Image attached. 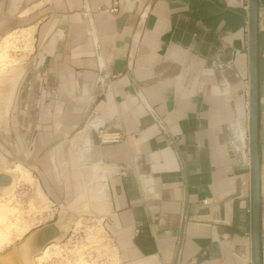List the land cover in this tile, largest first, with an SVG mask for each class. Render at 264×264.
<instances>
[{
  "label": "crops",
  "instance_id": "1",
  "mask_svg": "<svg viewBox=\"0 0 264 264\" xmlns=\"http://www.w3.org/2000/svg\"><path fill=\"white\" fill-rule=\"evenodd\" d=\"M119 1L114 15L112 0H25L21 11L30 13L27 28L44 46L62 36L51 83L90 99L82 119L124 137L103 145L90 133L92 176L111 242L131 264H172L179 237L183 175L127 76L146 13L134 76L186 163L181 264H252L248 12L235 0ZM262 182L264 190V164Z\"/></svg>",
  "mask_w": 264,
  "mask_h": 264
},
{
  "label": "rangeland",
  "instance_id": "2",
  "mask_svg": "<svg viewBox=\"0 0 264 264\" xmlns=\"http://www.w3.org/2000/svg\"><path fill=\"white\" fill-rule=\"evenodd\" d=\"M25 8V0H3L0 4V78H16L17 83L12 88L14 91L10 92L6 107L9 112L4 116L8 120L7 131L0 130V155L8 174H14L15 167L20 166L29 177L22 180L24 175H19L21 181L11 197L0 199V210L7 208V212H0V264H21L20 244L31 232L55 222L62 208L81 213L76 212L78 220L74 223V233L62 245H50L47 255L41 261H35L36 264H131L107 234L104 223L106 210L101 200L103 194L101 189H96L98 187L92 176L91 167L95 166V162L91 151L83 149L84 165H79L78 148L75 144L71 146L77 134L90 126L89 119H82L81 115L89 112L90 99L75 98L72 87L69 93H62L64 89L56 81H49L44 129L39 133L34 152L29 153L41 110L43 49L46 46L42 44L41 36L35 37L32 28H27L32 21L27 24L26 18L30 13L21 12ZM263 10L264 7L260 6V17ZM262 26L264 31V20ZM259 70L260 157L263 166L264 32L259 34ZM55 118L60 123L58 129ZM53 157L55 165L51 161ZM16 193H23L21 201ZM52 214L55 215L53 220ZM261 240L264 264L263 224Z\"/></svg>",
  "mask_w": 264,
  "mask_h": 264
},
{
  "label": "water",
  "instance_id": "3",
  "mask_svg": "<svg viewBox=\"0 0 264 264\" xmlns=\"http://www.w3.org/2000/svg\"><path fill=\"white\" fill-rule=\"evenodd\" d=\"M260 6L264 7V0H249L248 9V25H249V63H250V81H249V148L251 156V170H252V251H253V263L262 264V240L261 231L263 224V184H262V166L260 157V132H259V119H260V78H259V34L260 30ZM147 14H143L137 31L132 39L131 50L128 55L127 61V76L133 87V90L138 97L140 103L143 105L145 110L152 117L156 125L160 128L163 135L167 139L170 147L172 148L180 169L183 175V207L181 213V222L179 229V237L176 245L174 259L172 264H181V258L185 243V236L188 224L189 214V201H190V190H189V177L187 173V167L181 150L177 144L176 139L171 135L162 119L157 115L154 108L151 106L141 88L139 87L135 76H134V63L138 52V48L143 35V29L146 22ZM62 36H55L49 45L43 49L44 63L42 71L43 90L41 98V110L39 114L38 124L33 132L29 153L32 154L37 144L39 133L44 129L46 110L45 101L47 98V88L50 81V65L52 60L55 58ZM100 129L94 127L90 123L81 130L75 140L72 141L71 146L74 144L78 148L76 151L79 165H84L82 152L83 149L92 152L93 142L91 140V134H96ZM16 133V131H15ZM17 140L22 146L20 137L16 134ZM0 145V149H1ZM61 150V148H58ZM247 151V148H246ZM59 152V151H58ZM55 156V155H54ZM53 165L55 157L51 159ZM13 184V178L6 175L3 168V158L0 155V192L9 189ZM1 194V193H0ZM245 212L248 211L246 208ZM77 212V211H76ZM75 211L70 209L62 208L58 213V218L55 222L43 226L35 231L31 232L25 240L19 246V256L21 264H36L35 259L42 254V252L50 245L58 244L62 245L69 238L74 223L78 220V216ZM79 215L81 213H78ZM249 219V217L247 216ZM24 249V252L22 250Z\"/></svg>",
  "mask_w": 264,
  "mask_h": 264
},
{
  "label": "bare ground",
  "instance_id": "4",
  "mask_svg": "<svg viewBox=\"0 0 264 264\" xmlns=\"http://www.w3.org/2000/svg\"><path fill=\"white\" fill-rule=\"evenodd\" d=\"M261 21H260V30H261V32H264L263 30H262V28H263V26H262V24H263V20H264V16H263V13L261 14ZM7 58V57H6ZM5 58V59H6ZM3 59V58H2ZM8 59H9V57H8ZM8 59H6V61H8ZM10 62V61H9ZM8 64V63H7ZM11 65V64H10ZM4 69V68H3ZM15 71H13V73H14ZM15 75V74H14ZM13 75V76H14ZM17 81H18V79H17ZM16 78H11V79H7V80H4V79H1L0 78V130H3V129H5V131H7V119L6 118H4V116H6L7 114H8V112H9V108L8 109H6V107H7V103H9V96H10V92L12 91V88L14 87L15 88V86H16ZM14 91V90H13ZM12 91V92H13ZM12 104V103H11ZM11 106V105H10ZM59 110H60V108H58ZM57 113V109H56V112H55V114ZM57 115V114H56ZM3 119H2V118ZM2 120L4 121V120H6V124L5 123H3L2 122ZM5 122V121H4ZM55 123H56V127H57V129L59 128L58 127V123H57V121H56V118H55ZM7 126V127H6ZM6 138V137H5ZM82 157H83V155H82ZM4 172H5V174L6 175H9V176H11L12 178H13V184H12V186L9 188V189H6V190H3V191H1L0 193L2 194V195H4V196H1V198L0 199H3L4 197H11V195L13 194V192L15 191V188L17 187V185L19 184V182L21 181V179H20V177H19V175H24L23 176V178H22V180L23 179H29V177H28V174L26 173V171H24V169L23 168H21L20 166H16L15 167V170H14V174H8V172H7V170H4ZM27 175V176H26ZM27 181V180H26ZM262 184H263V182H262ZM3 209H4V207H3ZM6 210H7V208H5ZM4 209V211L5 212H7L6 210ZM4 211H1L0 210V212H3L4 213ZM2 213V214H3ZM8 238V236L6 237V239ZM55 245V244H54ZM47 248H49V247H47ZM47 248L42 252V254L40 255V256H38L36 259H35V261H41L46 255H47ZM22 252H24V249L22 250Z\"/></svg>",
  "mask_w": 264,
  "mask_h": 264
},
{
  "label": "built area",
  "instance_id": "5",
  "mask_svg": "<svg viewBox=\"0 0 264 264\" xmlns=\"http://www.w3.org/2000/svg\"><path fill=\"white\" fill-rule=\"evenodd\" d=\"M236 2H239L243 5L244 7V10L246 12H248V9H249V0H235ZM112 4H113V7L112 9L109 10V13L110 14H117L120 10V1L119 0H112ZM97 137L99 139V141L103 144V145H110V144H119L121 143L123 140H124V137L121 133H108V132H105L103 130H99L97 133ZM23 193L17 195L16 193V196L17 198H19L18 200L21 201V195ZM54 214H52V218L51 220L54 219ZM40 220L42 221V217H40ZM71 233H74V231L72 230Z\"/></svg>",
  "mask_w": 264,
  "mask_h": 264
},
{
  "label": "flooded vegetation",
  "instance_id": "6",
  "mask_svg": "<svg viewBox=\"0 0 264 264\" xmlns=\"http://www.w3.org/2000/svg\"><path fill=\"white\" fill-rule=\"evenodd\" d=\"M1 30H2V28H1V26H0V33H1Z\"/></svg>",
  "mask_w": 264,
  "mask_h": 264
}]
</instances>
